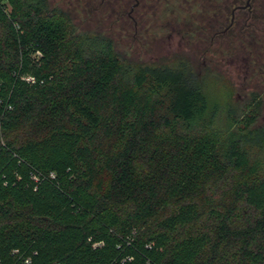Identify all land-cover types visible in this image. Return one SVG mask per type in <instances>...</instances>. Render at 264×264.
I'll return each mask as SVG.
<instances>
[{
    "label": "trees",
    "instance_id": "1",
    "mask_svg": "<svg viewBox=\"0 0 264 264\" xmlns=\"http://www.w3.org/2000/svg\"><path fill=\"white\" fill-rule=\"evenodd\" d=\"M199 76L0 0V264H264L259 95Z\"/></svg>",
    "mask_w": 264,
    "mask_h": 264
},
{
    "label": "rangeland",
    "instance_id": "2",
    "mask_svg": "<svg viewBox=\"0 0 264 264\" xmlns=\"http://www.w3.org/2000/svg\"><path fill=\"white\" fill-rule=\"evenodd\" d=\"M48 3L62 9L78 32L100 33L111 38L116 52L128 61L173 65L183 58L199 77L209 81V91L224 103L239 106L247 102L250 92L257 93L261 101L257 124L264 125V72L256 76L251 61L249 65V60L235 57V44L227 43L226 54L222 55L218 44L209 46L191 36L184 12L187 10L178 0L163 4L166 12H155L143 27L138 22L136 31L132 22L121 19L108 7H100L99 0H48ZM172 11L187 19L180 16L176 21Z\"/></svg>",
    "mask_w": 264,
    "mask_h": 264
},
{
    "label": "flooded vegetation",
    "instance_id": "3",
    "mask_svg": "<svg viewBox=\"0 0 264 264\" xmlns=\"http://www.w3.org/2000/svg\"><path fill=\"white\" fill-rule=\"evenodd\" d=\"M172 1L174 0H99L98 5L110 8V12H116L118 17L126 19L129 24L132 22L136 31L138 22H141L140 28L143 27L155 12H166L163 4ZM178 1L187 10L184 12L189 19L186 24L191 36L209 46L218 44L222 55L226 54L227 43L235 44V57L249 60V65L251 61L256 76L264 72V0ZM172 13H175L172 15H176V21L182 17V14Z\"/></svg>",
    "mask_w": 264,
    "mask_h": 264
}]
</instances>
